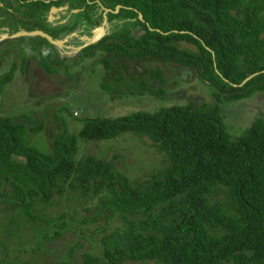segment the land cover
Listing matches in <instances>:
<instances>
[{
    "label": "trees",
    "instance_id": "obj_1",
    "mask_svg": "<svg viewBox=\"0 0 264 264\" xmlns=\"http://www.w3.org/2000/svg\"><path fill=\"white\" fill-rule=\"evenodd\" d=\"M66 4L68 12L54 26L48 21L51 7ZM102 6L121 9L107 14L110 31L80 54L94 58L102 51L133 62L193 69L212 87L217 102L91 118L77 135L57 136L48 153L30 144L29 132L40 126L29 127L27 116L15 121L0 115V195L11 210H19L10 223L53 225L59 237L66 215L59 224L58 218L37 212L71 190L97 199L96 207L123 226L115 232L119 244L106 247L103 257L85 255L86 264H264V116L233 138L221 108L223 102L264 92V0H3L0 29L42 30L58 40L84 29L91 38L104 22ZM14 41L8 43L40 49L39 66L55 74L50 63L55 46L41 37ZM57 56L54 63L62 64ZM21 62L25 71L26 57ZM16 69L15 64L0 78V92ZM151 78L159 85L147 77L131 82L119 76L103 88L112 93L123 86L133 95L164 98L163 69L153 68ZM126 133L149 139L166 158L165 167L145 184H133L113 161L77 158L81 142Z\"/></svg>",
    "mask_w": 264,
    "mask_h": 264
},
{
    "label": "rangeland",
    "instance_id": "obj_2",
    "mask_svg": "<svg viewBox=\"0 0 264 264\" xmlns=\"http://www.w3.org/2000/svg\"><path fill=\"white\" fill-rule=\"evenodd\" d=\"M110 28L112 25L107 23L103 36ZM3 33L9 31L1 28L0 35ZM8 42L0 44V78L15 64L17 69L13 81L0 92V115L15 121L27 116L29 127L40 126V131L29 132V139L31 145L45 153L53 150L57 136L77 135L91 118H119L143 110L155 112L188 103L213 106L217 102L212 87L199 79L193 69L156 61L133 62L102 51H97L94 58H87L76 48H66L62 56L68 57L62 64L54 63L58 56L55 51L51 52L50 63L56 69L53 74L39 66L40 49L30 50L32 44H28L24 50L22 43L13 46ZM23 57L27 59L25 71L21 69ZM156 67L163 69L168 81L164 98L133 95L130 88L123 86L114 87L112 93L103 88L119 76L131 82L147 77V81L159 85L151 78V70ZM221 108L228 132L236 138L257 117L264 116V92L258 91L242 101L223 102ZM86 156L113 161L116 169L135 185L145 184L166 164L165 156L149 139L130 133L110 141L81 142L77 158ZM0 192H4L3 186ZM97 204V199L84 198L71 190L55 195L53 204L37 213L47 219L58 218L59 224L60 217L66 215V228L56 237L53 225L33 224L24 219L11 224V218L19 210H11V205L0 195V264H86L85 255L103 257L106 247L119 244L115 232L123 226L118 217L108 219L107 212L98 209Z\"/></svg>",
    "mask_w": 264,
    "mask_h": 264
},
{
    "label": "water",
    "instance_id": "obj_3",
    "mask_svg": "<svg viewBox=\"0 0 264 264\" xmlns=\"http://www.w3.org/2000/svg\"><path fill=\"white\" fill-rule=\"evenodd\" d=\"M68 9V6H64V7H52L50 14H49V21L50 22H54V20H56L57 18L55 17L56 14H58L59 12H64ZM102 9L104 10V22L103 25L96 28L93 33L94 36L93 37H88L85 36L82 38V40L85 42L84 45L77 47L76 49L79 51H82L83 49L89 47L90 45L97 43L102 37H103V31L105 30V25L108 23V19H107V14L110 12H114V13H118L119 10L121 9V6H117L115 11H112L111 9H107L105 7L102 6ZM78 12V10H75L74 13ZM142 19V16H141ZM65 21H63L62 23H65ZM77 33H72L71 35H69L68 37L64 38V39H54L51 35H49L48 33L42 31V30H34V31H26V30H20L14 34H9V33H3L0 35V44H2L3 42L9 41V40H17L20 38H24V37H30V38H34V37H41L45 40L48 41L49 44L55 46L57 49H59L60 51L66 48V43L68 41L69 37L75 36ZM69 49H73V47H68ZM259 75V73H256L250 77H248L242 85L246 84L247 82H249L251 79H253L255 76ZM234 87H237V85H234Z\"/></svg>",
    "mask_w": 264,
    "mask_h": 264
},
{
    "label": "flooded vegetation",
    "instance_id": "obj_4",
    "mask_svg": "<svg viewBox=\"0 0 264 264\" xmlns=\"http://www.w3.org/2000/svg\"><path fill=\"white\" fill-rule=\"evenodd\" d=\"M47 2H50V1H47ZM64 6H68V9L66 10V11H64V12H59L58 14H56L55 15V17L57 18L56 20H54V22H50L49 21V14H50V11H51V9H50V11H49V14H48V21L50 22V23H52L54 26L57 24V23H55L56 21H59V20H61V17L63 16V15H65L67 12H68V10H69V5L68 4H66V5H64ZM64 6H62V7H64ZM52 8V7H51ZM1 14H3V0H0V15ZM69 14L67 15V18L69 19ZM68 19H65L66 21L68 20ZM1 20V19H0ZM65 20H63V21H65ZM63 21H60L59 23H62ZM103 25V24H102ZM111 26V25H110ZM85 30L84 29H82V30H80V32L79 33H77L75 36H72V37H69L68 38V41H67V43L70 45H72V44H74V46H71V47H73V49L74 48H77V47H80V46H82V45H84V41L82 40V38L83 37H85V36H88V34H86L85 32H84ZM71 35V34H70ZM68 37V36H67ZM66 38V37H65ZM79 42H81V44L79 43ZM67 43H66V48H67ZM95 44V43H94ZM93 45V44H92ZM91 46V45H90ZM66 48L65 49H63V50H59V49H57L58 51H57V54H59V58L61 59V60H65L66 59V57H68V56H66V57H64L63 58V56H62V54H64V52H67L66 51ZM72 51V50H71ZM80 54V53H79Z\"/></svg>",
    "mask_w": 264,
    "mask_h": 264
},
{
    "label": "crops",
    "instance_id": "obj_5",
    "mask_svg": "<svg viewBox=\"0 0 264 264\" xmlns=\"http://www.w3.org/2000/svg\"><path fill=\"white\" fill-rule=\"evenodd\" d=\"M23 30V29H22Z\"/></svg>",
    "mask_w": 264,
    "mask_h": 264
}]
</instances>
